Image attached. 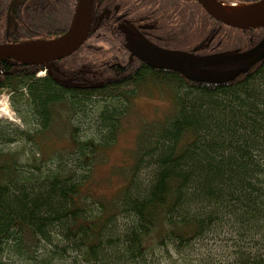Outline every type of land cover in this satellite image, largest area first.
<instances>
[{
    "label": "trees",
    "instance_id": "obj_1",
    "mask_svg": "<svg viewBox=\"0 0 264 264\" xmlns=\"http://www.w3.org/2000/svg\"><path fill=\"white\" fill-rule=\"evenodd\" d=\"M38 1L47 11L45 31L21 35L15 28L35 12L15 10L18 20H2L8 46L47 42L68 26L75 0ZM105 5L93 0V12ZM154 6L137 4L136 13ZM98 29L94 24L76 53L55 62L56 79L21 72L29 67L19 63L11 74L10 105L24 129L0 128V146L32 145L46 164L35 155L21 164L22 151L0 150V264H49L37 255L40 243L72 264H145L155 249L181 254L224 230L233 252L217 264H264V58L222 84L183 86L169 76L171 109L138 127L128 160L114 165L118 185L106 195L92 189L96 168L117 140L127 103L156 78L138 70V61V71H129L132 62L119 67L115 37L102 47ZM233 42L245 48L235 35ZM54 138L57 156L44 155L39 147L54 146Z\"/></svg>",
    "mask_w": 264,
    "mask_h": 264
},
{
    "label": "flooded vegetation",
    "instance_id": "obj_2",
    "mask_svg": "<svg viewBox=\"0 0 264 264\" xmlns=\"http://www.w3.org/2000/svg\"><path fill=\"white\" fill-rule=\"evenodd\" d=\"M99 1L106 5L103 6L98 13L96 11L93 12V9L95 8L93 7L92 0L90 31L94 24L99 27L97 31V36L101 37L99 44L106 48L109 46V36L113 35L115 37L116 41L112 46V52L116 56V62L119 67H124V61L126 65L132 62V66L129 69L130 72L143 69L142 71H145L148 75L156 78L153 83H149V86H147L145 93L148 94L158 93L165 97L168 94L167 82L169 76L177 77L183 86L184 80L189 82H191V80L186 79L178 72L156 66L153 62L139 61L132 55L133 42H145L163 50L182 53L178 57L179 59L187 60L190 64L195 65L197 63L214 61L233 54L251 50L264 39V27L255 30L233 29L211 17L197 0ZM215 1L220 5L233 4L225 0ZM41 3L42 2H39L38 0H30L27 3L17 1V7H15V2H13V0H0V46H8L7 41L9 40L8 24L6 22L3 23L2 20H18L19 17L15 14V10H17V13L25 12L26 14H29L30 9L32 8L35 12L33 18H35L36 21L32 20L33 18L31 20L29 19L27 20L29 24L21 23L20 27L17 26L15 28L21 35L28 38L32 35V32L41 33L45 31V25L41 19L45 18V13L47 11ZM9 4L11 8L8 7ZM137 4L155 6L153 11H150V8H148L143 16H138L136 13ZM33 5L34 7H31ZM72 14L73 10L71 17ZM200 19L205 21L206 25L204 28L200 26ZM69 24L63 30V33L67 30ZM28 29L31 30V33ZM233 30H237V32ZM234 35L236 39L239 38V43L244 42V49H237L238 47L233 46ZM237 50L239 51L236 52ZM260 52L261 50H258L250 58L238 62H222L211 66L198 65L190 66L188 68H190L191 71L190 75L195 77H228L246 69L248 65L255 62L256 57ZM136 61L142 66L140 67V65L135 63ZM17 64V62L9 59L0 60V97L7 94L10 99L12 93L9 92L8 83L11 74L16 71L15 68L17 67L15 66ZM137 66L140 67L138 70L136 68ZM28 67L29 68L26 69L21 67L20 71L27 72L30 70H37L35 73L36 78L50 76L53 79H56L55 62L49 63L48 68L44 65ZM192 82L195 84L199 83L195 81ZM14 113L17 114L15 111Z\"/></svg>",
    "mask_w": 264,
    "mask_h": 264
},
{
    "label": "rangeland",
    "instance_id": "obj_3",
    "mask_svg": "<svg viewBox=\"0 0 264 264\" xmlns=\"http://www.w3.org/2000/svg\"><path fill=\"white\" fill-rule=\"evenodd\" d=\"M146 89L140 91L129 105V110L127 116H125L121 121V128L117 137V140L114 143V146L106 154L104 165L97 166L94 177L96 178L95 184L92 185V189H96L95 192L105 193L110 195L114 192L115 188L118 185V175H116L114 165L120 161L128 160V148L131 147L135 134L138 130V127L144 122H150L152 119H158L160 116L166 114L171 109V102L169 99V92L172 93L171 88H169L168 94L163 97L161 94L154 93L148 94L145 93ZM182 93V89L180 90ZM125 103V102H124ZM95 111V110H94ZM85 121V120H84ZM7 124L15 126L20 130L24 129V126L17 114L14 113L10 105V100L7 94L0 97V128L7 127ZM87 127L86 123L81 127V137L87 138L90 136V132L85 130ZM51 146L46 143V148L40 146L39 149L45 155L50 152V157L57 156V151L61 147L59 141H56V138L50 141ZM49 145V146H48ZM23 147L22 143L15 142L11 144H6L0 146V150L3 152H21ZM37 150V149H36ZM21 154V164L25 163L26 160L30 161L31 157L35 155L39 158V163L44 165L46 161L43 160L42 154L38 151L35 153V149L32 148V145H27L25 150ZM45 170L46 167H43ZM124 218H122L123 220ZM123 224V221H119L117 224L120 227V224ZM228 231L224 230L220 235L213 234L200 242H195L192 246L179 254L176 252L155 249L154 252L147 258L145 264H217L225 263L228 260V257L233 252L231 248V243L229 237L227 236ZM53 238V242H55ZM58 240V239H57ZM38 257L51 258L49 264H72L71 257L60 260V258L54 254L57 250L53 247H49L45 243H40L38 248ZM60 256V255H59ZM15 261H17L15 259ZM46 262L45 264H47ZM16 264H19L16 262ZM78 264H84L79 262ZM143 264V263H142Z\"/></svg>",
    "mask_w": 264,
    "mask_h": 264
},
{
    "label": "water",
    "instance_id": "obj_4",
    "mask_svg": "<svg viewBox=\"0 0 264 264\" xmlns=\"http://www.w3.org/2000/svg\"><path fill=\"white\" fill-rule=\"evenodd\" d=\"M197 2L211 17L233 29L255 30L264 27V16L259 18L240 19L226 13L222 9V5L215 0H197ZM91 10L92 0H75L69 27L60 37L47 42H37L48 44L40 50L24 51L18 48L20 45L0 46V60L9 59L24 66L44 65L48 68L49 63L60 61L73 55L78 51L89 35L91 28ZM132 48V55L141 62H153L156 66L180 73L186 79L207 84H222L229 82L236 74L223 78L195 77L190 75L191 71L188 67L198 65L211 66L222 62H238L250 58L258 50H261V52L257 55L256 61H260L264 58V39L251 50L214 61L197 63L195 65L190 64L187 60L179 59L178 57L182 53L163 50L149 43L140 41L133 42Z\"/></svg>",
    "mask_w": 264,
    "mask_h": 264
},
{
    "label": "bare ground",
    "instance_id": "obj_5",
    "mask_svg": "<svg viewBox=\"0 0 264 264\" xmlns=\"http://www.w3.org/2000/svg\"><path fill=\"white\" fill-rule=\"evenodd\" d=\"M222 9L237 18L240 19H250V18H259L264 16V0L252 3V4H222ZM48 44L44 43H26L24 45H20L21 50L24 51H32V50H40L47 46Z\"/></svg>",
    "mask_w": 264,
    "mask_h": 264
}]
</instances>
